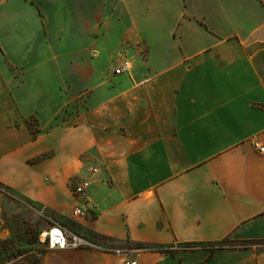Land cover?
Segmentation results:
<instances>
[{"label":"crops","instance_id":"0c3cea01","mask_svg":"<svg viewBox=\"0 0 264 264\" xmlns=\"http://www.w3.org/2000/svg\"><path fill=\"white\" fill-rule=\"evenodd\" d=\"M126 44L144 49L130 71L92 90L75 122L33 132L40 86L60 101L67 71L87 70L92 89L95 54ZM255 141L264 0H0V183L73 218L92 243L173 248L142 249L140 264H264ZM86 179L89 213L75 217L72 187ZM124 259L54 248L41 264Z\"/></svg>","mask_w":264,"mask_h":264},{"label":"rangeland","instance_id":"374dc122","mask_svg":"<svg viewBox=\"0 0 264 264\" xmlns=\"http://www.w3.org/2000/svg\"><path fill=\"white\" fill-rule=\"evenodd\" d=\"M144 56V49L134 45L126 44L124 49H114L110 53L95 54V68L93 70L94 86L87 87L85 79L89 72L87 70H68V83L61 86L60 101L51 102L48 95L47 84L40 86L43 93L41 101L37 104L40 107V118L30 116L26 121L37 134L45 124L47 128L61 124H70L77 120L92 105L91 91L94 94L100 93L103 88V81L117 77L115 69L125 61L132 65L135 60ZM75 75V76H74ZM95 98V96H94ZM98 104L102 100L101 96L96 98ZM52 109H55L53 116ZM19 122L25 119H19ZM42 122V123H41ZM81 181V180H80ZM73 184L72 189L80 182ZM60 223L70 232L81 235L76 220L66 214L57 212L44 204L27 198L16 190L0 184V264H41L45 253L49 250L42 233L48 229L52 223ZM87 239V236L83 234ZM101 244V243H100ZM106 248L122 249H146L150 246L125 245L112 246L101 244ZM163 250L172 251V247L159 246Z\"/></svg>","mask_w":264,"mask_h":264},{"label":"built area","instance_id":"2783aa9c","mask_svg":"<svg viewBox=\"0 0 264 264\" xmlns=\"http://www.w3.org/2000/svg\"><path fill=\"white\" fill-rule=\"evenodd\" d=\"M132 64L129 61H125L120 66L115 69L117 74L130 71ZM255 147H257L261 152H264V146L259 142L255 141ZM89 180L80 181L74 188V194L78 201L77 205L73 209V215L75 217H86L88 216V209L85 208V204L89 199ZM42 236L49 249L54 248H80V247H99L106 250L114 251L116 253L124 255V264H140L139 263V253L141 250L138 249H122V248H106L100 245H96L86 239L85 237L78 235L76 233L70 232L66 227L60 223H52L46 229Z\"/></svg>","mask_w":264,"mask_h":264},{"label":"trees","instance_id":"16d2710c","mask_svg":"<svg viewBox=\"0 0 264 264\" xmlns=\"http://www.w3.org/2000/svg\"><path fill=\"white\" fill-rule=\"evenodd\" d=\"M1 184V183H0ZM228 241H223L222 243H220L219 244V246H223V245H227L228 243H227ZM255 241H252L251 243H254ZM239 245H246V244H248V243H238ZM189 246H192V245H189ZM152 248H156V249H161V248H158V247H152ZM161 250H163V249H161Z\"/></svg>","mask_w":264,"mask_h":264}]
</instances>
